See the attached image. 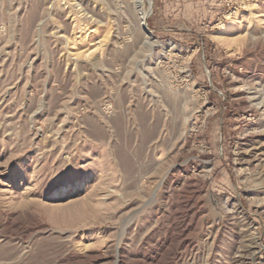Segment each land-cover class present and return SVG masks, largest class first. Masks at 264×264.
<instances>
[{"label":"rangeland","instance_id":"rangeland-1","mask_svg":"<svg viewBox=\"0 0 264 264\" xmlns=\"http://www.w3.org/2000/svg\"><path fill=\"white\" fill-rule=\"evenodd\" d=\"M0 264H264V0H0Z\"/></svg>","mask_w":264,"mask_h":264},{"label":"bare ground","instance_id":"bare-ground-1","mask_svg":"<svg viewBox=\"0 0 264 264\" xmlns=\"http://www.w3.org/2000/svg\"><path fill=\"white\" fill-rule=\"evenodd\" d=\"M141 20H142V18H141ZM144 25V24H143Z\"/></svg>","mask_w":264,"mask_h":264}]
</instances>
